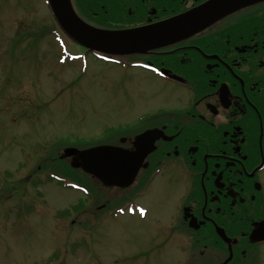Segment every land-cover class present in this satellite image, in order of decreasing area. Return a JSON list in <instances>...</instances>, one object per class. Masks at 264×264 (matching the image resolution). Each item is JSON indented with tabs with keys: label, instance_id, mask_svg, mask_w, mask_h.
Masks as SVG:
<instances>
[{
	"label": "flooded vegetation",
	"instance_id": "1",
	"mask_svg": "<svg viewBox=\"0 0 264 264\" xmlns=\"http://www.w3.org/2000/svg\"><path fill=\"white\" fill-rule=\"evenodd\" d=\"M76 1L94 6L87 12H101L103 19L135 26L194 11L208 0ZM222 1L228 7L232 0ZM233 10L217 25L139 55L181 77L185 92L169 93L112 141L131 148L135 134L155 127L142 172L162 164L180 168L183 192L175 209L189 229L174 264H264V240H250L264 225V0Z\"/></svg>",
	"mask_w": 264,
	"mask_h": 264
},
{
	"label": "rangeland",
	"instance_id": "2",
	"mask_svg": "<svg viewBox=\"0 0 264 264\" xmlns=\"http://www.w3.org/2000/svg\"><path fill=\"white\" fill-rule=\"evenodd\" d=\"M50 25L55 27L44 0H0V62L9 72H0V264H174L179 259L169 251L163 231L176 212L174 200L183 192L174 167L166 169L173 173L171 179H166L169 172L162 173L142 199L148 209L144 218L103 215L97 226L90 219L85 224L90 234L82 245L78 224L83 222L75 207L69 210L75 224L65 227L68 233L50 217L53 207L76 203L75 194L55 183L44 196L52 208L42 205L37 213L19 209L23 220L14 222V208L35 199L30 189L15 187L39 161L27 162L32 141L83 144L101 139L105 128L135 122L136 114L157 107L163 97L161 90L153 92L152 85L139 83L136 72L110 70L91 54L60 62V43L51 34L42 35ZM62 38L65 51L79 52Z\"/></svg>",
	"mask_w": 264,
	"mask_h": 264
},
{
	"label": "water",
	"instance_id": "3",
	"mask_svg": "<svg viewBox=\"0 0 264 264\" xmlns=\"http://www.w3.org/2000/svg\"><path fill=\"white\" fill-rule=\"evenodd\" d=\"M239 1V2H237ZM254 0H232L237 7ZM49 5L61 27L76 41L84 46L104 52H133L165 45L199 30L227 12L222 0L209 3L199 9L152 26L122 31H99L83 23L72 10L69 0H48ZM214 3V4H213ZM229 6V5H228ZM125 153V152H124ZM83 168L99 176L108 184L126 185L137 166L127 170L126 161L120 163L115 156L128 157L118 149L109 146L91 148L80 152ZM114 155V156H110ZM124 173H126L124 175ZM124 175V180L119 176ZM263 238V237H261Z\"/></svg>",
	"mask_w": 264,
	"mask_h": 264
},
{
	"label": "snow or ice",
	"instance_id": "4",
	"mask_svg": "<svg viewBox=\"0 0 264 264\" xmlns=\"http://www.w3.org/2000/svg\"><path fill=\"white\" fill-rule=\"evenodd\" d=\"M143 212V210H141Z\"/></svg>",
	"mask_w": 264,
	"mask_h": 264
}]
</instances>
